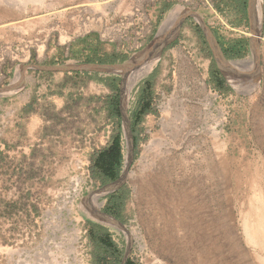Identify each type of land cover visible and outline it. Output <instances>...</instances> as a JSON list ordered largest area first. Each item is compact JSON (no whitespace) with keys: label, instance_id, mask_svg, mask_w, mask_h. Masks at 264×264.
Here are the masks:
<instances>
[{"label":"rangeland","instance_id":"obj_1","mask_svg":"<svg viewBox=\"0 0 264 264\" xmlns=\"http://www.w3.org/2000/svg\"><path fill=\"white\" fill-rule=\"evenodd\" d=\"M215 5L216 0H0L2 94L23 67L53 56L52 49L75 37L97 33L127 57L118 68L93 76L120 80L121 173L130 215L123 227L92 218L95 209L103 213L108 194L90 179V156L107 144L106 132L114 128L98 98L110 91L94 82L85 91L90 100L69 104L71 129L96 132L59 144L57 179L13 182L4 196L17 203L18 189L33 191L25 205H13L9 216L0 217V264H91L88 223L104 224L138 264H264V0L260 22L251 18L249 6L246 20ZM176 9L180 22L172 40L124 91L127 79L150 61L149 48ZM222 37L248 40L247 53L219 61L214 50L223 55L217 42ZM211 69L224 79L226 92L213 88ZM154 74L152 113L134 144L131 116ZM75 87L58 82V92ZM152 140L155 147L144 154Z\"/></svg>","mask_w":264,"mask_h":264},{"label":"crops","instance_id":"obj_2","mask_svg":"<svg viewBox=\"0 0 264 264\" xmlns=\"http://www.w3.org/2000/svg\"><path fill=\"white\" fill-rule=\"evenodd\" d=\"M250 8L249 5V14ZM163 12L160 8L158 14ZM176 15L178 16L177 9L171 13V18L167 20L168 23L161 31L174 20ZM176 23L177 20L167 37L174 30ZM96 47H100L101 50L97 57L91 52ZM113 48L116 51L122 50L117 44L97 33L75 37L52 49L53 56L44 58L35 65L23 67L18 77L7 84L8 92L0 93V217L9 216L13 205L21 202L25 205L29 194L33 192L28 187L25 189L22 187L18 189L17 203L7 201L4 196L11 188V183L15 182L17 186H23L24 181L28 184V182L38 183L57 179L59 144H63L65 139L71 144L74 141L78 143L91 132H96L82 128L71 129L73 114L70 112L69 101L78 103L90 100L85 91L92 87L94 82L105 88L102 83L105 81V76L94 81L93 75L98 71L94 67L119 63L102 64L97 63L95 59L109 55ZM58 82L75 83V90L58 92ZM108 95L109 92L106 96ZM106 96L104 94L98 98L103 101ZM98 98L91 99L98 100ZM4 100L8 104L3 105ZM105 137L109 140L110 133L106 132ZM95 225L102 227L110 235L104 224ZM112 242L115 244L113 240ZM115 245L122 250L117 244ZM124 254L123 251V256Z\"/></svg>","mask_w":264,"mask_h":264},{"label":"trees","instance_id":"obj_3","mask_svg":"<svg viewBox=\"0 0 264 264\" xmlns=\"http://www.w3.org/2000/svg\"><path fill=\"white\" fill-rule=\"evenodd\" d=\"M168 6H163V11ZM247 41L240 39L229 44L227 48H222L223 55L228 60L240 59L247 53ZM100 47L91 50L93 55L97 57L100 52ZM127 57L121 51H116L114 48L109 55H104L102 58H96L97 63L115 64L125 62ZM91 60V59H90ZM89 60V61H90ZM93 60V59H92ZM156 74L150 76L144 83L142 88L138 105L131 116V129L133 134V142L137 144V133L139 126L143 122L147 114L152 113L151 105L153 101V87L154 77ZM104 86L110 91V94L101 102L104 110V119L113 122L114 128L110 138L105 147L93 152L90 156L89 175L94 185L105 186L116 181L122 171L123 154L121 146V115L119 109V85L118 77H111L102 82ZM210 83L213 88L226 92L224 79L218 71L210 70ZM97 101V100H96ZM129 198V190L126 185L122 186L120 190L113 192L106 197V204L103 212L120 223H127L130 215L126 213V203ZM87 238L90 242L91 250V264H121L123 260V251L112 242L110 235L102 227L88 223L87 224ZM124 264H138L137 262L127 258Z\"/></svg>","mask_w":264,"mask_h":264},{"label":"bare ground","instance_id":"obj_4","mask_svg":"<svg viewBox=\"0 0 264 264\" xmlns=\"http://www.w3.org/2000/svg\"><path fill=\"white\" fill-rule=\"evenodd\" d=\"M249 5H250V3H249ZM250 16H251V18L252 19H257L259 22H260V20H261V0H252V4H251V8H250ZM257 21V22H258ZM174 22V20H172L170 23H169V25L165 28V29H163L162 31H161V33L157 36V38H156V40L154 41V43L150 46V48L149 49H151V53L150 54H152V56H151V58H150V61H148V62H146V63H144L145 61H143V63H144V65H143V67L140 69V70H138L134 75H132L129 79H127V81H126V84H125V86H124V88H123V90L124 91H130V88L134 85V83L139 79V78H141V76L144 74V73H146L149 69H150V65L152 64V62H153V60H154V58L155 57H157V56H159V53H160V47H161V45L165 42L164 41V39H167L168 37V33L170 32L169 30L172 28V23ZM179 22H180V20L179 21H177V23H176V25H175V27H174V29H176L177 28V26L179 25ZM258 25H259V23H258ZM257 25V26H258ZM172 30V29H171ZM174 31V30H173ZM172 32V31H171ZM170 36V35H169ZM167 37V38H166ZM149 51V50H148ZM215 52H216V55H217V59H219V61H222V57L218 54V51L217 50H214ZM145 54H148L147 52L145 53ZM148 56H150V55H148ZM146 60V59H145ZM147 60H148V57H147ZM224 64V63H223ZM220 65V64H219ZM222 67V66H221ZM224 67V66H223ZM226 68H227V66H226ZM225 68V69H226ZM227 69H229V68H227ZM230 71V70H229ZM125 94V93H124ZM172 102V101H171ZM166 110L167 109H163L162 111L166 114ZM163 118H165V116H163ZM162 118V119H163ZM164 120V119H163ZM180 120V119H179ZM212 135H214V133H212ZM216 136V135H215ZM155 146H154V141L152 140L150 143H149V145L146 147V149H145V153L144 154H146L148 151H149V149H152V148H154ZM92 218L93 219H96V221L98 220V221H100L101 223H104V224H106V225H112V226H117L113 221H112V219H110V218H108V217H105V216H103L100 212H98L97 211V209H95V211L93 212V214H92ZM110 223V224H109ZM262 233V232H261ZM262 235H263V233H262ZM250 238L252 239V240H254L256 243H258L259 244V242H260V240H258L257 238L255 239V238H253L252 236H250ZM263 239V238H262ZM262 242L264 241V239L263 240H261ZM264 243V242H263ZM55 258V257H54ZM51 259H53V258H51ZM54 263H55V260H54ZM63 264V263H62Z\"/></svg>","mask_w":264,"mask_h":264},{"label":"water","instance_id":"obj_5","mask_svg":"<svg viewBox=\"0 0 264 264\" xmlns=\"http://www.w3.org/2000/svg\"><path fill=\"white\" fill-rule=\"evenodd\" d=\"M179 26V25H178ZM178 26H177V28H178ZM205 30V32L206 33H208L207 32V30L206 29H204ZM209 34V33H208ZM171 38L172 37H168L167 39H165L164 41V43L161 45V47H160V53L162 52V50H163V48L165 47V45L171 40ZM156 39V38H155ZM155 39H154V41H155ZM256 47V46H255ZM217 51H218V54L222 57V60H225V58H224V56L223 55H221L220 54V51L218 50V49H216ZM160 53H159V55H160ZM119 67V65H109V66H103V67H94L96 70H98V71H109L110 69H112V68H118ZM124 86V85H123ZM119 92H120V94H119V96H120V102H119V109H120V114H121V117H123L124 118V113H123V111L121 110V100H122V90H121V88L119 89ZM125 120V119H124ZM126 121V120H125ZM126 123V122H125ZM126 125H127V123H126ZM130 131L128 130V127H127V129H126V136H127V140H128V144H129V148H132V139H131V137H130V133H129ZM130 157H131V154H130ZM125 175H126V173H125V170L120 174V176H119V178L116 180V181H114V182H112V183H110V184H107V185H105V186H103V188H102V190H103V192L104 193H106V194H111V193H113L114 191H116L120 186H122L125 182H124V180H125ZM103 216H105V217H108V218H110V219H112V221L113 222H115L116 223V225H118L119 227H123L122 226V223H120L119 221H117L115 218H113V217H111V216H109V215H107V214H105V213H101ZM128 256V253H127V251H126V253L124 254V256H123V260H122V263L121 264H124L125 262H126V260H127V257Z\"/></svg>","mask_w":264,"mask_h":264},{"label":"flooded vegetation","instance_id":"obj_6","mask_svg":"<svg viewBox=\"0 0 264 264\" xmlns=\"http://www.w3.org/2000/svg\"><path fill=\"white\" fill-rule=\"evenodd\" d=\"M251 2H252V0H216V5H215L216 7L215 6L214 7L220 13H223L225 10H227V11L231 10V11L235 12L237 15H242V16L245 15L246 20H247L248 6H249V3L251 6ZM228 24H230L231 27H237L239 25V23H237V22H235V23L228 22ZM237 40H240V38L229 39V38L222 37L221 40H217V42H218L219 46H223V48L226 49L229 44H232V43H234V41H237ZM247 44H248V40H247ZM124 185L125 184H123L122 186H124ZM122 186H120L117 190H120L122 188ZM105 204L106 203H104L103 208H104Z\"/></svg>","mask_w":264,"mask_h":264}]
</instances>
